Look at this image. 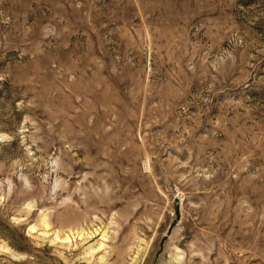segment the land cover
<instances>
[{"label": "rangeland", "instance_id": "obj_1", "mask_svg": "<svg viewBox=\"0 0 264 264\" xmlns=\"http://www.w3.org/2000/svg\"><path fill=\"white\" fill-rule=\"evenodd\" d=\"M0 264H264V0H0Z\"/></svg>", "mask_w": 264, "mask_h": 264}]
</instances>
